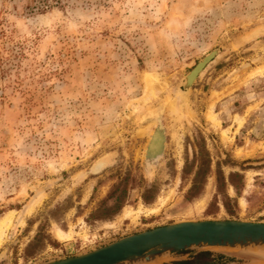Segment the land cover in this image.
I'll use <instances>...</instances> for the list:
<instances>
[{
	"label": "rangeland",
	"instance_id": "rangeland-1",
	"mask_svg": "<svg viewBox=\"0 0 264 264\" xmlns=\"http://www.w3.org/2000/svg\"><path fill=\"white\" fill-rule=\"evenodd\" d=\"M216 48L182 99L184 75ZM147 72L156 94L135 110ZM242 94L256 100L243 129H209L215 102L228 117L246 98L224 102ZM263 95L264 0H0V218L13 211L0 264L76 255L185 219L264 222ZM203 148L208 171L190 197ZM116 204L108 218L91 215ZM55 225L70 237H55Z\"/></svg>",
	"mask_w": 264,
	"mask_h": 264
},
{
	"label": "water",
	"instance_id": "water-1",
	"mask_svg": "<svg viewBox=\"0 0 264 264\" xmlns=\"http://www.w3.org/2000/svg\"><path fill=\"white\" fill-rule=\"evenodd\" d=\"M219 52V49H213L198 62V69L197 65L184 75L180 90L182 99H185L197 77ZM192 73L195 76L189 80ZM102 164L103 161H100ZM214 249L231 250L233 255L264 262V222L233 218L179 220L121 236L76 255L49 259L38 264H158L166 259L182 260L201 251ZM186 250L188 252L185 255H179V252Z\"/></svg>",
	"mask_w": 264,
	"mask_h": 264
},
{
	"label": "trees",
	"instance_id": "trees-1",
	"mask_svg": "<svg viewBox=\"0 0 264 264\" xmlns=\"http://www.w3.org/2000/svg\"><path fill=\"white\" fill-rule=\"evenodd\" d=\"M207 151L203 148L201 153V161L198 165V169L196 171L193 184L190 188V197H193L199 193L200 190V183L203 180L204 174L208 171L209 167V159L206 157ZM235 178H241V175L237 172H232L229 175V182L232 183L234 186L236 184ZM217 182H218V190L220 191L225 184V179L221 173V171L218 169V175H217ZM226 200V199H225ZM228 200V199H227ZM227 200L224 201V206L226 209H228ZM119 205H115L111 208H105L103 211H95L91 215L98 218H108L112 216L114 213L118 211ZM186 251H181L179 254H185ZM229 258L225 256L222 253H216L213 251L205 250L201 251L195 255L189 256L186 259L182 260H175L172 261V264H228Z\"/></svg>",
	"mask_w": 264,
	"mask_h": 264
},
{
	"label": "bare ground",
	"instance_id": "bare-ground-1",
	"mask_svg": "<svg viewBox=\"0 0 264 264\" xmlns=\"http://www.w3.org/2000/svg\"><path fill=\"white\" fill-rule=\"evenodd\" d=\"M199 67H200V65H198V67L196 69H198ZM257 71H258V69H256L252 73L257 72ZM194 76H195L194 73H192L190 75V78L193 79ZM156 77L157 76L154 73H152V72H147L145 74V76H144L145 91H144V94L138 99L137 103L134 105L133 108L135 110H138V108L140 109L141 108L140 106H141L142 103L147 102L149 99H151L156 94V92H155L156 89L154 88V85L152 84L153 81L156 80ZM172 103H174V102H172ZM171 108H172L173 111H176V106L175 105H172ZM208 116H209L210 119L212 118V120L215 121L214 120L215 115L213 114V112L209 111L208 112ZM161 143H162L161 135L159 133L155 134L151 138L150 144H149V147H148L150 153L154 154V155L157 154L160 151V149H161ZM163 201H164V199H161L159 203L162 204ZM203 204H204V201L200 202L199 205L202 206ZM240 204L242 206L244 205V200L242 198L240 199ZM153 210H156V208L153 209ZM12 213H13V211L10 210L5 216L0 218V240L2 239V236L4 234L5 229H7L8 226L10 225ZM130 213H131V211H126L124 215H130ZM52 232L54 233L53 235L55 237H57L58 239H60V240L70 237V232H65V231L59 229L56 225L53 226Z\"/></svg>",
	"mask_w": 264,
	"mask_h": 264
},
{
	"label": "crops",
	"instance_id": "crops-1",
	"mask_svg": "<svg viewBox=\"0 0 264 264\" xmlns=\"http://www.w3.org/2000/svg\"><path fill=\"white\" fill-rule=\"evenodd\" d=\"M245 96H246V94H242V97L234 96V97L230 98V100H226V102H224V104H225V103L229 104L230 101H231V102H233V101L236 102V100H238V98H246ZM260 97H261V96H259V98H260ZM255 101H256L255 98H254V99H251L250 97H247L246 100L242 99L241 107H240L239 109H236V110H233V109H232V110L230 111L228 117H225V114L222 113L221 110H216V106H217L218 103H219V102L216 101V102H215V105H214L213 112H215L216 115H217V120L219 121V125H214V124H217V123H214V122L210 119V120H208V122H207V123H208V128H209V129H212V130L215 131V132L221 133V131L225 128V126L223 125V122L228 121V122H230V123H229V127H231V130H232V131L235 130L236 128H238V127H239V129H241V128L243 129L244 124L246 123L249 114L252 113V112L254 111L253 109H250V108H253V107H254ZM258 103H260V104L263 103V104H264V95L262 96L261 101L258 102ZM222 104H223V103H222ZM222 104H221V102H220V105H221V106H222ZM204 114H205V115H204V118L206 119V118H207L206 113H204ZM235 117H237V118H242V122H241V125H240V126H238L237 123H235V121H234ZM208 118H209V117H208ZM213 123H214V124H213ZM225 256H226V255H225ZM230 261H231V260H230ZM230 261H229V263H231ZM229 263H228V264H229ZM168 264H172V261H171V263H168Z\"/></svg>",
	"mask_w": 264,
	"mask_h": 264
},
{
	"label": "flooded vegetation",
	"instance_id": "flooded-vegetation-1",
	"mask_svg": "<svg viewBox=\"0 0 264 264\" xmlns=\"http://www.w3.org/2000/svg\"><path fill=\"white\" fill-rule=\"evenodd\" d=\"M163 133V132H162ZM164 136V135H163ZM162 151H163V149L161 150V152H160V154L158 155L159 157L161 156V154H162ZM158 157V158H159ZM157 157H147V161H148V163H151V162H153V161H155L156 159H158Z\"/></svg>",
	"mask_w": 264,
	"mask_h": 264
}]
</instances>
